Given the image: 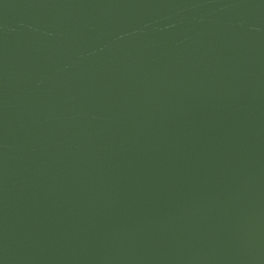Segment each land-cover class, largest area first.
I'll use <instances>...</instances> for the list:
<instances>
[{"label": "water", "instance_id": "95a60500", "mask_svg": "<svg viewBox=\"0 0 264 264\" xmlns=\"http://www.w3.org/2000/svg\"><path fill=\"white\" fill-rule=\"evenodd\" d=\"M0 264H264V0H0Z\"/></svg>", "mask_w": 264, "mask_h": 264}]
</instances>
